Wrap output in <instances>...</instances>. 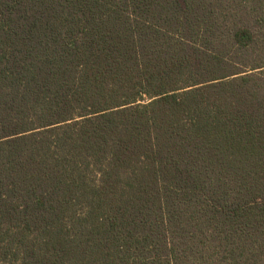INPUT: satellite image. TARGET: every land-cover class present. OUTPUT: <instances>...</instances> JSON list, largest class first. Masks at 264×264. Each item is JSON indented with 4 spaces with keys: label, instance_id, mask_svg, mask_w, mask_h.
<instances>
[{
    "label": "trees",
    "instance_id": "16d2710c",
    "mask_svg": "<svg viewBox=\"0 0 264 264\" xmlns=\"http://www.w3.org/2000/svg\"><path fill=\"white\" fill-rule=\"evenodd\" d=\"M264 0H0V264H264Z\"/></svg>",
    "mask_w": 264,
    "mask_h": 264
},
{
    "label": "rangeland",
    "instance_id": "374dc122",
    "mask_svg": "<svg viewBox=\"0 0 264 264\" xmlns=\"http://www.w3.org/2000/svg\"><path fill=\"white\" fill-rule=\"evenodd\" d=\"M264 24V23H263ZM264 26V25H263Z\"/></svg>",
    "mask_w": 264,
    "mask_h": 264
}]
</instances>
